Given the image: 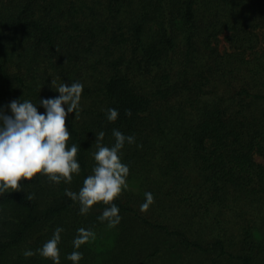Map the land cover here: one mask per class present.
I'll use <instances>...</instances> for the list:
<instances>
[{"label":"trees","instance_id":"16d2710c","mask_svg":"<svg viewBox=\"0 0 264 264\" xmlns=\"http://www.w3.org/2000/svg\"><path fill=\"white\" fill-rule=\"evenodd\" d=\"M259 31L264 0H0V106L84 85L65 120L81 171L59 184L38 174L0 194V264H53L36 250L58 226L60 264H72L81 227L95 238L79 264H264ZM113 129L135 143L121 150L128 187L109 227L97 219L108 205L81 214L65 189L79 191L95 134L111 147ZM145 192L154 202L142 210Z\"/></svg>","mask_w":264,"mask_h":264},{"label":"clouds","instance_id":"9594fccd","mask_svg":"<svg viewBox=\"0 0 264 264\" xmlns=\"http://www.w3.org/2000/svg\"><path fill=\"white\" fill-rule=\"evenodd\" d=\"M83 88L79 81L61 82L55 90L58 96L41 98L38 103L19 98L0 106V194L9 189H20V180L31 181L38 174L59 184L61 181L70 183L73 175L80 173L76 159L80 145H67L70 132L65 120L73 112L76 118ZM37 104L44 109L43 112H38ZM126 115L130 116L131 110H126ZM118 116V109L110 107L106 110L109 122H114ZM104 136L102 130L95 134L96 151L92 153L95 164L91 174L85 177L78 192L66 188L65 195L78 202L81 214L89 212L98 202L108 205L97 219L113 227L121 217L119 207L112 201L128 187L129 166L122 162L121 150L125 143H135V136L113 129L114 143L111 147L102 143ZM144 196L145 200L140 205L142 210L154 202L151 192H145ZM63 231L62 227H56L51 238L36 250L42 257L51 259L53 264H60L58 245ZM94 238L95 232L91 229L78 228L72 241L74 250L66 258L72 264H79L83 253L78 249ZM23 255L31 257L35 252L25 249Z\"/></svg>","mask_w":264,"mask_h":264},{"label":"rangeland","instance_id":"374dc122","mask_svg":"<svg viewBox=\"0 0 264 264\" xmlns=\"http://www.w3.org/2000/svg\"><path fill=\"white\" fill-rule=\"evenodd\" d=\"M264 40V36L262 34V31H259V33L257 34V49L261 48L262 46V41Z\"/></svg>","mask_w":264,"mask_h":264}]
</instances>
